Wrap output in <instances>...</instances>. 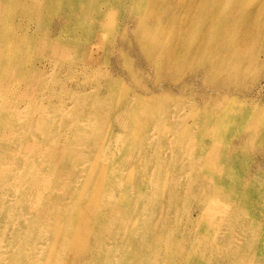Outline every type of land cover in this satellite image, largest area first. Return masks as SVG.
I'll list each match as a JSON object with an SVG mask.
<instances>
[{
    "label": "bare ground",
    "instance_id": "6f19581e",
    "mask_svg": "<svg viewBox=\"0 0 264 264\" xmlns=\"http://www.w3.org/2000/svg\"><path fill=\"white\" fill-rule=\"evenodd\" d=\"M22 1L0 0V264H264L260 172L244 173L237 185L231 182L238 159L231 146L223 158L224 179L210 174L202 180L200 169L182 172L184 163L172 164L180 153L195 155V146L183 145L178 135L196 137L199 126L216 122L213 114L197 115L191 125L183 122V130H175L168 142L157 141L158 145L152 143L153 118L145 116L143 130L132 126L143 110L133 107L138 101L127 97L115 106L103 99L104 85L95 87L97 94L88 110L74 114L62 101L51 106L46 90L50 78L36 61L68 49H74L81 61L90 63L94 58L72 26H66L67 40L78 41L67 43L63 37L29 34L16 19L39 20L48 7L58 4L53 8L67 11L72 23L87 29L91 25L80 24L77 17L93 15L97 7L95 0ZM219 2L152 0L154 11L163 5L174 18L178 33L174 45H166L159 54L142 50L145 62L162 61L165 80L171 77L172 63L183 65L182 70L193 60L217 87H224L221 78L239 75L236 66L246 57L239 47H245L250 36L231 35L228 27L235 31L245 25L248 33L247 26H256L254 38L264 39V1L252 8L259 19L249 14L246 0L234 1L232 14L219 19ZM183 12L188 22L183 23ZM198 13V23L204 19L207 25L196 47H190L187 36L197 35L190 31ZM141 34L134 35L135 47L143 42ZM34 53L36 60H31L29 54ZM229 110L216 125L227 121ZM155 149L158 154L153 155ZM212 152L213 156L214 147ZM140 156L146 160L141 168ZM81 196L86 201H78ZM184 201L191 204L189 208ZM217 212L234 224L226 247L231 250L221 259L216 256L218 247L212 251L215 238L209 241L205 233Z\"/></svg>",
    "mask_w": 264,
    "mask_h": 264
},
{
    "label": "rangeland",
    "instance_id": "374dc122",
    "mask_svg": "<svg viewBox=\"0 0 264 264\" xmlns=\"http://www.w3.org/2000/svg\"><path fill=\"white\" fill-rule=\"evenodd\" d=\"M135 1L139 3L131 4L130 0H95L97 7H95V14L78 15L77 17L80 24L85 22L86 25H91L87 29L78 26L75 22L72 23L67 11L53 8L58 4L48 7L39 16V20L16 19L17 22H21L20 29L25 28L29 34L32 33L39 37L46 35L55 39L63 37L66 38L67 43H74L78 41V38H82L85 51L94 58V62L90 63L85 60L81 61L77 58L74 49H68L67 52L60 50L56 54L43 55L36 61V64L45 69L46 77L50 78L46 90L49 93L51 106L55 107L62 101L74 114L79 113L83 108L88 110L92 107V102L96 97V88L104 85L103 99L110 100L109 103L119 106L127 97H131L130 101L136 100L139 103L133 106L134 108H143L142 114L133 119V127L143 130L144 121L147 120L145 116L153 118V130L151 131L153 144L157 141L168 142L175 130H183L186 124L191 125L197 115L202 118L213 114L212 117L216 122L207 128L199 126L197 131L199 134L196 137L193 135L191 138H182L178 135L183 145L195 146V155L180 153L176 159H173L172 164L180 161L184 163L185 167L182 168V172H189L191 168L200 169L198 171L202 180L207 179L206 176L210 174L224 179L223 158L229 154L231 146L238 159L236 160L237 168L230 176V181L237 185L242 182L244 173L254 175L260 172L258 178H261V183H263L264 39L254 38L253 32L257 31V27L247 26L248 33L245 32V25L235 31H231L228 27L231 35L244 39L249 35L250 39L244 41L246 42L245 47L243 45L239 47L246 53V57L242 56L239 65L236 66L240 72L239 75L221 78L224 87H217L209 81V77L204 75L203 67L196 66L194 60L185 65L182 70L180 68L183 65L178 66L175 62L172 63L169 70L171 77L165 80L163 73H165L166 65L158 58L153 61L152 65L148 64L141 51L150 50L159 54L162 49L169 47L166 45H174L178 27L174 24L175 22L171 21L174 18L163 10V5H160L157 12L151 8L152 0ZM234 1L220 0L219 5L222 6V12L219 19L224 17L227 19L230 13L232 14L234 7L237 6ZM260 1L264 0H246V6L248 11L251 9L249 14L253 15V19H259L257 10L255 12L252 8ZM136 7L138 12L133 13ZM197 15L196 24L190 31L197 35L187 36V43L190 47H196V43L200 41L198 37L207 25L204 19H202L203 22L198 23L201 15L199 13ZM181 16L183 23L188 22V17L184 12ZM192 16H195V13ZM261 18L263 20L262 29H264V17ZM69 25L73 27L74 35L78 37L70 39L72 41L67 40L70 34L66 32V26ZM222 26L224 28V23ZM184 27L187 26L184 25ZM183 29L186 30V28ZM137 31L140 33L142 31L143 42L135 47L134 35ZM91 34L94 37H90ZM85 38L87 39L84 40ZM157 44L159 46H156ZM29 56L31 60H36L35 53ZM228 66L229 68L233 66L231 61ZM228 105L230 107H227ZM227 108L230 109L227 121L216 125ZM176 142V140L173 141V143ZM143 143L144 141L140 142V144ZM153 144L152 148H156L157 146ZM157 144L159 145L158 142ZM213 147L215 153L212 156ZM155 154H158V149L154 150L153 155ZM171 155L169 153V156ZM145 164L146 160L140 156L139 167ZM126 168L131 169L130 161ZM91 171L94 172V170ZM192 190L197 194L199 187L195 186ZM84 199L86 201L87 198L81 196L78 201ZM162 204H166V199ZM184 204L188 208L191 205L185 201ZM193 212L195 216H198V209ZM222 214L217 212L210 222L212 225L205 230L209 241L211 237L215 238L213 240L215 248L212 251L215 252L216 248H219L220 252L216 254L218 259L223 258L231 250L226 247L233 233L230 228L234 225L225 222ZM260 217L264 227V209ZM218 243L219 246H217ZM260 264H263V261Z\"/></svg>",
    "mask_w": 264,
    "mask_h": 264
}]
</instances>
